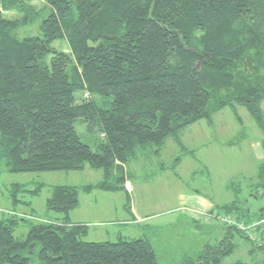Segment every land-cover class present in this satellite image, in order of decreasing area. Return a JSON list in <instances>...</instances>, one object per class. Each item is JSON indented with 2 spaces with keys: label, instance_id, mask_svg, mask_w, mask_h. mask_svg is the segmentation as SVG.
<instances>
[{
  "label": "trees",
  "instance_id": "obj_1",
  "mask_svg": "<svg viewBox=\"0 0 264 264\" xmlns=\"http://www.w3.org/2000/svg\"><path fill=\"white\" fill-rule=\"evenodd\" d=\"M35 1L0 0V161L10 173L88 165L104 178L55 186L46 207L60 218L2 217L0 264H32L35 256L42 264H159L151 239L87 241L89 225L71 213L82 193L123 192L130 203L128 165L141 152L159 157L171 138L193 153L183 132L202 120L212 125L227 107H245L264 134V0H46L40 10ZM12 11L22 16L7 18ZM28 27L37 34L18 35ZM78 124L103 137L96 151ZM228 187L233 201L207 213L224 222L223 237L180 264H222L239 248L236 235L251 242L250 254L264 251L248 235L264 217L248 208L240 183ZM42 188L12 184L11 202L29 205L24 195ZM254 188L251 197L264 196V162ZM21 221L28 231L16 238Z\"/></svg>",
  "mask_w": 264,
  "mask_h": 264
},
{
  "label": "rangeland",
  "instance_id": "obj_2",
  "mask_svg": "<svg viewBox=\"0 0 264 264\" xmlns=\"http://www.w3.org/2000/svg\"><path fill=\"white\" fill-rule=\"evenodd\" d=\"M45 4L46 0L32 3L37 10ZM5 16L19 19L22 14L12 11ZM34 30L28 27L19 30L18 35H35L37 31ZM54 46L69 52L67 43L57 41ZM262 109L264 111V102ZM77 131L81 141L96 151L103 137L98 132H89L82 124L77 125ZM263 139V132L245 107H227L213 116L212 125L202 120L183 132L182 142L186 150L193 153L185 154L171 138L167 139L159 157L144 156L146 153L141 152L139 159L128 165L131 177L126 188L130 203L123 192L82 193L80 206L71 213V219L89 225L87 241H117L121 236L127 239L147 237L153 242L159 264H180L185 256L198 255L205 245L214 246L223 237L224 222L207 213L233 201L234 194L228 187L231 182L241 184V198H246L256 218L264 217V196H250L256 192L258 167L264 162ZM179 157L182 159L173 169ZM103 178L102 170L88 165L82 171L10 173L0 161V219L12 216L13 212L33 214L40 219L60 218L59 214L48 213L46 207L55 186L96 184ZM16 183L31 190L38 184H43V188L38 196L24 195L23 200L29 205L14 207L9 188ZM253 223L249 224L251 233L248 235L257 246L264 248V233H256L264 221ZM27 231L28 223L21 221L15 231L16 238H24ZM235 241L239 248L222 264H254L264 259L262 250L249 253L251 242L238 235ZM32 264L42 263L35 256Z\"/></svg>",
  "mask_w": 264,
  "mask_h": 264
},
{
  "label": "crops",
  "instance_id": "obj_3",
  "mask_svg": "<svg viewBox=\"0 0 264 264\" xmlns=\"http://www.w3.org/2000/svg\"><path fill=\"white\" fill-rule=\"evenodd\" d=\"M211 206H207V208H210ZM208 210H210V209H208Z\"/></svg>",
  "mask_w": 264,
  "mask_h": 264
},
{
  "label": "built area",
  "instance_id": "obj_4",
  "mask_svg": "<svg viewBox=\"0 0 264 264\" xmlns=\"http://www.w3.org/2000/svg\"><path fill=\"white\" fill-rule=\"evenodd\" d=\"M231 224H233V222Z\"/></svg>",
  "mask_w": 264,
  "mask_h": 264
}]
</instances>
